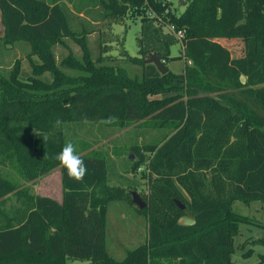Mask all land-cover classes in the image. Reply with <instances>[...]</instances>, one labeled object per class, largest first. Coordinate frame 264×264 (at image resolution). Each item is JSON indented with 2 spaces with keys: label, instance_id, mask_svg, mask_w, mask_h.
Instances as JSON below:
<instances>
[{
  "label": "trees",
  "instance_id": "obj_1",
  "mask_svg": "<svg viewBox=\"0 0 264 264\" xmlns=\"http://www.w3.org/2000/svg\"><path fill=\"white\" fill-rule=\"evenodd\" d=\"M72 1L0 0L4 43H26L27 58L39 60L28 83L17 78L19 61L0 77V169L11 163L30 182L60 168L63 189L61 203L15 192L19 206L0 212V264H233L238 226L253 224L232 211L233 202L264 204V0H190L179 16L166 0H78L85 14L100 8L99 22L122 23L145 6L184 31L183 54L170 58L178 41L154 26L156 18L141 19L142 59L184 60V72L161 76L129 58L141 65L140 80L102 66V56L93 59L88 37L97 29L74 28L66 6ZM67 39L81 57L70 53L60 65L75 75L61 71L54 55ZM46 72L51 80L41 78ZM86 121L171 128L143 148L150 156L134 149L135 167L144 165L154 178L146 197L150 223L146 244L121 261L106 251V204L129 201L130 193L108 187L101 154L80 155L88 171L79 182L55 159L65 145L56 126ZM15 189L0 172V205ZM186 212L189 225L180 223Z\"/></svg>",
  "mask_w": 264,
  "mask_h": 264
},
{
  "label": "rangeland",
  "instance_id": "obj_2",
  "mask_svg": "<svg viewBox=\"0 0 264 264\" xmlns=\"http://www.w3.org/2000/svg\"><path fill=\"white\" fill-rule=\"evenodd\" d=\"M180 0H166L170 4L173 14L180 15L185 11L186 2L179 5ZM84 3L73 0L66 5L72 18L73 26L80 30L81 24H89L97 29L88 37V48L94 60L99 56L106 58L102 63L110 67L124 68L131 78L141 79L142 67L135 64L129 58L141 60L139 55L138 40L140 38L141 19L153 18L154 13L148 7L141 10L131 9L122 23L99 22L100 8L89 9L85 14ZM82 13H77V9ZM165 14V13H164ZM164 16L156 17L153 23L161 28L163 34L168 35L167 30L162 26ZM102 35V37H100ZM170 35V34H169ZM231 48V47H230ZM241 50V49H239ZM238 49H235L237 52ZM234 52V51H233ZM29 45L23 42L14 44L4 43V28L1 23L0 13V77L8 78L17 61H19L20 73L17 78L24 82H30L32 75V63H38V58H27ZM78 58L81 57L79 47L70 39L64 41L63 45L54 48L56 63L65 74L75 75L76 72L61 67L60 62L69 54ZM183 54L182 42H177L170 47V58ZM144 58L142 60H147ZM166 67L173 74L181 75L184 72V60H168ZM42 79L51 80L49 73L40 75ZM24 124H9L10 127H19ZM159 123L141 121L125 126H119L116 122H69L60 124L57 129L64 136V143L71 142L76 146L79 155L101 154L105 156L107 166L108 187H120L128 192L137 193L143 202L146 203L145 210H139L132 204V197L129 201H108L105 215V246L110 257L117 261L123 260L127 253L139 246L146 244L148 238V226L150 223L148 214V199L150 185L154 180L144 165L135 167L139 163L140 156L134 153L138 149L146 158L150 156L143 151V148L161 140L169 134L171 128L159 127ZM32 130V129H31ZM133 165L135 169L133 170ZM1 174L12 183L16 189L4 205H0V212L9 214L17 208L19 203L15 192L19 196L28 193L31 196H42L52 198L58 203L62 202V184L60 168L54 169L47 174L41 175L33 181L26 182L17 168L9 163L8 169H0ZM232 211L245 216L253 224L241 223L238 226V235L233 239L231 261L233 264H256L264 258V246L257 244V240H264V204L258 201L244 204L235 201L232 204ZM193 216L186 212L181 224L192 223ZM250 252V254H248Z\"/></svg>",
  "mask_w": 264,
  "mask_h": 264
},
{
  "label": "clouds",
  "instance_id": "obj_3",
  "mask_svg": "<svg viewBox=\"0 0 264 264\" xmlns=\"http://www.w3.org/2000/svg\"><path fill=\"white\" fill-rule=\"evenodd\" d=\"M61 166L67 169L70 179L77 182L82 181L87 174V165L78 154L76 146L71 142H66L62 150L55 156Z\"/></svg>",
  "mask_w": 264,
  "mask_h": 264
},
{
  "label": "water",
  "instance_id": "obj_4",
  "mask_svg": "<svg viewBox=\"0 0 264 264\" xmlns=\"http://www.w3.org/2000/svg\"><path fill=\"white\" fill-rule=\"evenodd\" d=\"M183 4L184 0H180L179 5ZM143 63L145 65H153L161 76H164L169 72V69L166 67L164 62L155 54L150 55V57L147 60H144ZM130 195L132 197V204L135 205L139 210L146 208V203L142 201L141 197L137 193L130 192ZM176 204L180 207V209H184V206L180 202L177 201Z\"/></svg>",
  "mask_w": 264,
  "mask_h": 264
},
{
  "label": "built area",
  "instance_id": "obj_5",
  "mask_svg": "<svg viewBox=\"0 0 264 264\" xmlns=\"http://www.w3.org/2000/svg\"><path fill=\"white\" fill-rule=\"evenodd\" d=\"M165 14H168V11L165 12ZM156 18L155 16H153ZM161 25L167 30V32L175 37V39L179 42H182V40L185 38V33L183 30H177L174 25L167 24V22L162 21Z\"/></svg>",
  "mask_w": 264,
  "mask_h": 264
}]
</instances>
